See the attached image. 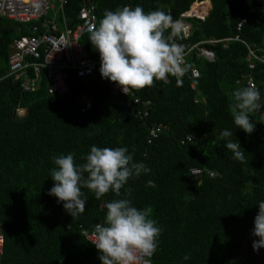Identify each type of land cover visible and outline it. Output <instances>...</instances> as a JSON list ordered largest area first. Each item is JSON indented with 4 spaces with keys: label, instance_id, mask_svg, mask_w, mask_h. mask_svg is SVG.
<instances>
[{
    "label": "trees",
    "instance_id": "1",
    "mask_svg": "<svg viewBox=\"0 0 264 264\" xmlns=\"http://www.w3.org/2000/svg\"><path fill=\"white\" fill-rule=\"evenodd\" d=\"M204 1L212 5L204 20L182 17L194 3ZM68 2L70 25L77 23L85 2L95 5L97 25L105 10L124 6L166 12L189 26L187 35L182 31L173 39L183 46L185 65L190 67L180 82L169 76L166 82L154 81L129 96L116 93L115 83L102 79L100 66L85 79L69 71L63 97L50 94L45 70L25 90L23 79L9 76V57L13 43L32 34L31 25L0 17V224L5 238L0 264H101L95 246L79 227L103 223L105 204L125 198L124 189L120 196L110 191L100 200L83 189L85 211L75 218L48 195L54 183L51 157L74 153L83 163L81 157L92 145L126 146L135 161L151 169L125 187L133 205L147 209L162 229L152 264H250L255 239L251 231L258 201L264 200V119L252 114L256 128L250 135L235 130L229 105L233 91L246 87L249 76L264 102V65L256 62L250 70L244 43L218 41L234 38L238 23L246 19L240 37L264 48V0ZM89 36L85 34L81 44L100 61ZM201 49L212 51L214 60L201 56ZM28 76L35 78L33 70ZM85 96L91 99L86 110ZM145 110L148 116L139 117L138 111ZM158 125L164 127L163 134L148 143L149 130ZM223 129L234 131L232 139L245 151L244 161L232 159L223 147L219 140ZM189 135L201 139L181 144ZM193 168L213 171L215 176H194ZM148 180L156 186L146 187ZM185 255H190L188 261L183 260Z\"/></svg>",
    "mask_w": 264,
    "mask_h": 264
},
{
    "label": "clouds",
    "instance_id": "2",
    "mask_svg": "<svg viewBox=\"0 0 264 264\" xmlns=\"http://www.w3.org/2000/svg\"><path fill=\"white\" fill-rule=\"evenodd\" d=\"M182 31V21L174 20L162 10L146 13L139 5L124 6L105 10L90 32L89 42L99 54L102 79L115 83L129 96L134 90L150 87L154 81L166 82L169 76L180 82L190 67L184 63L183 46L173 39ZM166 32L170 34L165 35ZM261 109L264 102L259 89L254 86L235 89L229 105L235 130L252 134L256 120L251 116L256 113L264 119ZM189 136L193 139V135ZM233 136V130L223 129L219 140L232 153V159L244 161L245 151ZM51 159L54 167L50 176L54 183L48 195L55 197L72 218L85 211L83 189L92 192L97 200L110 191L120 196L121 189L130 196V190L125 187L128 181L151 172L144 162L134 160L126 146L92 145L89 153L81 157L83 163L76 161L74 153L54 155ZM155 186L154 180L146 182V187ZM127 196L107 202L104 222L94 227V240L90 242L101 264H150L147 258L157 251L162 229L147 209L137 208ZM257 206L251 236L255 238L253 251L258 253L264 249V200L258 201ZM189 259L190 255L183 257L184 261Z\"/></svg>",
    "mask_w": 264,
    "mask_h": 264
},
{
    "label": "built area",
    "instance_id": "3",
    "mask_svg": "<svg viewBox=\"0 0 264 264\" xmlns=\"http://www.w3.org/2000/svg\"><path fill=\"white\" fill-rule=\"evenodd\" d=\"M69 0H0V17L7 18L18 24L31 25L32 34L21 37L12 45L9 57V76L15 80L23 79V87L30 90L36 80L40 78L42 70L47 72L49 82V92L52 95L63 97L68 93L67 78L69 71H73L78 78L85 79L90 77L100 66V61L90 57L86 49L81 44V39L85 34H89L97 26V14L95 5L85 2L77 17V23L71 28L63 24L62 28L57 22V15H62L66 11ZM194 17L193 15H183V18ZM204 20L205 16H196ZM243 19L237 25V35L232 39L225 41H238L246 45L248 50L247 60L249 61L250 70H254L256 62L264 65V48L257 45H249L240 37V31L243 29ZM183 31L187 35L189 26L184 25ZM221 42V41H218ZM201 56L209 61L214 60V53L207 49H201ZM186 63V55H184ZM33 70L35 78L28 76V71ZM246 86L256 84L252 76L246 77ZM113 90L116 93H123L120 88L114 84ZM124 94V93H123ZM140 103L139 100H135ZM86 104L89 109L91 104ZM145 109L150 105L144 103ZM83 110V111H85ZM20 111V109H19ZM139 117H147L148 110L138 111ZM164 132L162 125L154 126L149 130L148 143L159 138ZM187 136L182 140V144L200 140L199 136ZM191 174L194 176L206 175L213 178L215 172L193 168ZM94 227L88 229L80 226V233L90 241L94 240ZM91 245H93L91 243ZM94 246V245H93ZM5 238L0 224V261L4 257ZM152 264L153 255L147 258ZM7 264V263H6Z\"/></svg>",
    "mask_w": 264,
    "mask_h": 264
},
{
    "label": "rangeland",
    "instance_id": "4",
    "mask_svg": "<svg viewBox=\"0 0 264 264\" xmlns=\"http://www.w3.org/2000/svg\"><path fill=\"white\" fill-rule=\"evenodd\" d=\"M209 3H210V1H209ZM211 8H212V5H211V3H210V5H209V9L207 10H205V11H207V13L208 12H210V10H211ZM191 10V9H190ZM203 6L202 7H199V8H197V10H196V14H193V16L194 17H196V16H198V17H200V16H205V14H203ZM200 12V13H199ZM209 14V13H208ZM185 24H183V26H184ZM221 42H228V41H225V40H222ZM91 99H90V97L89 96H85L84 98H83V102H84V104H85V102H87V104H89L91 101H90ZM22 112H19V114H21ZM252 250H253V248H252ZM252 257L254 258V260L250 263V264H264V249H261V250H259V252L257 253V252H252ZM249 264V263H248Z\"/></svg>",
    "mask_w": 264,
    "mask_h": 264
},
{
    "label": "crops",
    "instance_id": "5",
    "mask_svg": "<svg viewBox=\"0 0 264 264\" xmlns=\"http://www.w3.org/2000/svg\"><path fill=\"white\" fill-rule=\"evenodd\" d=\"M205 2V1H204ZM209 2V1H208ZM197 3H202V2H197ZM211 3V2H210ZM208 10V9H207ZM206 13V14H205ZM209 13V12H208ZM208 13H207V11H205V10H203V14H205V17H207L208 16ZM57 22L59 23V25H60V27L62 28V26H63V24H65L66 23V26H68V27H72L75 23L74 22H72V24L70 25V20H69V17L66 15V11H65V13L62 15V13H61V15L59 14V12H58V15H57ZM182 24H184L183 22H182ZM186 25V24H185Z\"/></svg>",
    "mask_w": 264,
    "mask_h": 264
},
{
    "label": "bare ground",
    "instance_id": "6",
    "mask_svg": "<svg viewBox=\"0 0 264 264\" xmlns=\"http://www.w3.org/2000/svg\"><path fill=\"white\" fill-rule=\"evenodd\" d=\"M209 5H210V3L208 1H205V2H202V3H194L193 6L191 7V10L188 13H189V15L196 14L197 8L203 6V9L206 10V9H209Z\"/></svg>",
    "mask_w": 264,
    "mask_h": 264
}]
</instances>
